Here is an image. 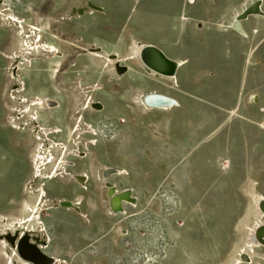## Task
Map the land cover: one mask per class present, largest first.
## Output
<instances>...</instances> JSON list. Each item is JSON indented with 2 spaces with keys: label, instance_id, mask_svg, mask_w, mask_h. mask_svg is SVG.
<instances>
[{
  "label": "rangeland",
  "instance_id": "obj_1",
  "mask_svg": "<svg viewBox=\"0 0 264 264\" xmlns=\"http://www.w3.org/2000/svg\"><path fill=\"white\" fill-rule=\"evenodd\" d=\"M88 1L102 11L57 24L54 20L70 10L74 15L75 7L82 9L80 0H8L0 13V42L8 38L14 52L0 51V57L10 60L21 49L11 15L25 30L38 32L44 49L42 61L23 56L14 61L20 82L12 60L5 68L9 81L0 63V87L11 83L0 90V241L6 229L19 228L37 201L24 191L30 190L32 166L43 148L33 137L35 128L51 145L58 143L53 154L61 158L53 172L59 163L64 169L40 183L48 207L57 206L40 215L51 244L39 253L53 264H235L242 255L251 259L240 264H264V79L254 81L230 113L187 108L188 77L178 71L174 86L138 68L135 42L157 46L144 41L136 28L124 33L127 12L122 6L112 12L108 0ZM32 2L34 11L27 7ZM60 34L76 38L74 47L60 42ZM51 47L56 49L55 54L50 50L52 57ZM75 52L82 54L72 59ZM146 59L147 68L160 72L154 59ZM261 63L255 59L245 71L254 73ZM36 72L42 73L41 81L31 76ZM196 78L205 85L225 81ZM250 78L244 76L247 85ZM19 83L21 95L32 103V111L24 114L15 113L23 104L9 99ZM50 83L65 90L40 89ZM149 96L155 104L158 99L175 104L168 101L166 110L146 111L137 101ZM175 108L179 113L172 112ZM37 224L28 222L31 228ZM37 239L48 242L45 236Z\"/></svg>",
  "mask_w": 264,
  "mask_h": 264
},
{
  "label": "crops",
  "instance_id": "obj_2",
  "mask_svg": "<svg viewBox=\"0 0 264 264\" xmlns=\"http://www.w3.org/2000/svg\"><path fill=\"white\" fill-rule=\"evenodd\" d=\"M107 4L108 11H118V5L127 12L124 33L127 27L136 28L144 41L161 48L172 60L183 61L179 75L188 77L187 108L230 113L240 105L242 93L264 79V0H108ZM255 4L261 13L253 12L258 9ZM247 10L252 12L239 19ZM234 20L240 21L242 30L232 27ZM255 59L261 66L247 73ZM200 76L225 81L197 84ZM244 76L251 77L250 89ZM177 108L172 112L179 113Z\"/></svg>",
  "mask_w": 264,
  "mask_h": 264
},
{
  "label": "bare ground",
  "instance_id": "obj_3",
  "mask_svg": "<svg viewBox=\"0 0 264 264\" xmlns=\"http://www.w3.org/2000/svg\"><path fill=\"white\" fill-rule=\"evenodd\" d=\"M7 1L8 0H0V13L2 11H4V7L6 6V2ZM80 3H81L80 8H82V9L79 10L78 7H75L74 11L76 12V14H74V15L71 14L73 11L70 10L69 11L70 14H68L67 17H60L59 19L57 18L56 22L54 20V23L57 24L59 22V20H70V19H73V18H77L78 16L81 17V16H84L85 13L93 14V12H91V10L94 11L92 6H95V5H92V3L89 2L88 0H80ZM255 6L258 8L257 4H255ZM51 8H52V6H51ZM77 8H78V10H77ZM101 11L102 10H96V12H101ZM77 12L80 13V15H77ZM242 15H243V13L239 14V17H242ZM11 18H13L15 20L14 21V22H16L15 26L17 27V30L20 32L19 33L20 34V39L19 38H17V39H18V41L21 40V47H20L21 49L19 50V53H15V54L11 55L9 57V59L13 61L12 67L14 69H12V73L15 76V78H18L17 81L20 82V79H19L20 77H18V74H17V72H15V67H14V65L17 62L16 60H21L20 58L23 56V57H27L28 59H31V60H38L39 59V60L42 61L44 59L39 55V52L43 51L44 49H43V45H42V41H41L42 38L39 37L38 32H35L33 30H29V29L25 30V26L23 25V23L21 21L17 20L16 16L11 15ZM0 19H1V17H0ZM241 19L244 20L243 18H241ZM240 24H241L240 21L234 20L231 25H232L233 28H237V29L242 30L243 28L241 29ZM6 26L9 27L8 25H6ZM0 27H3V25H1V23H0ZM59 36H60V38L58 40L60 42L68 44V45L71 44L74 47L73 43L76 42V40H75L76 38L74 39V37H67V36H65L63 34H60ZM135 46L139 49L136 52V53H138V55H137L138 57H134L133 59H136V61L138 63V66H139L138 68H141L142 70L148 72L147 73L148 75H152L153 77L158 78L160 80L171 81L173 84L176 83V81H177V73H178L179 69L182 67L183 61L180 62V61L172 60L170 57H168L166 55V53L162 49H160L158 47H155L153 45H144L143 46L142 44L138 45L137 42H135ZM75 48H77V47L75 46ZM51 49L54 51V54H55L56 49H54L53 47L48 49L49 54L50 55L52 54L51 51H50ZM2 53L0 52L1 55H2ZM54 54H52L51 57L54 56ZM81 54L79 52H75L71 56V58L74 59L75 57L80 56ZM90 54L94 55L93 53H90ZM57 55L59 56V58L64 56L63 53H61V52H57ZM147 56L152 58V59H154L156 61V63H157V64H155L156 65V69L158 71L162 72V73L155 72L152 69H149V68H147L144 65L145 61H147V59H146ZM111 57H112V59L115 58L114 55L111 56ZM130 57L129 58H125V59L126 60H132V58H130ZM123 59H124V57H123ZM118 60H120V57H118ZM14 61H16V62H14ZM29 63H30V61H29ZM114 72H111L110 74L112 75V74H114ZM117 73L119 75L120 69H119V72H117ZM120 74H122V73H120ZM21 90H23L22 89V85H21V83H19L18 87L13 88L12 91L10 90L12 92V94H11V96H9L10 97L9 99H11L12 101H16L18 104H23V106L21 108L15 110V113L18 112L20 114H24V113H28L29 111H32V110H29L32 103L27 98H25L24 96L21 95ZM154 96H156V95H154ZM159 96H161V95H158V97ZM149 99H150V96L147 99H144V100L143 99H141V100L139 99L137 102L139 104H141L142 107L144 108V110H146V111H150V110H154V109H156V110H166V109H168L170 107L169 104L171 102L169 100H168L169 101V104H168L167 100H166L167 101L166 102L163 99L161 101L160 99L157 98L158 99L157 100L158 103L155 104V103H152V101L149 100ZM155 100L156 99H154L153 102ZM253 100H254V103H257V96H254ZM163 101L166 102L167 104L163 105L164 104ZM159 102L160 103L162 102V105H158ZM172 103H171V105H172ZM42 104H44V102L41 100V105ZM173 104H175V103H173ZM45 108L49 109V104L45 105ZM101 109H103V108H101ZM97 110L100 111V109H97ZM29 116H30V119H28V120L31 121L33 116H34V113L33 112L29 113ZM13 117H11L10 120ZM35 119H37V118H35ZM16 121H17V119L14 118V121L12 123H15ZM23 122H25V121H23ZM83 123H85V122H83ZM28 124H30V123H27L26 126H29ZM12 128L14 130H18L19 131L23 127H18L16 125H12ZM32 131H33V133H32L33 137L35 139L40 140L41 143H43V148H42L41 151H38L39 152L38 154L36 153L37 154V156H36L37 161L34 164V166H32V173L33 174H32V178L29 181V187H30L29 189L30 190L25 189V188H23V189H25L24 191L27 194L30 193L31 195H36L37 196V198H36L37 201L35 200V204L30 207V210H29V213H28L27 217H24L23 219L20 220V221L23 220L24 222L19 226V228L17 230H15L16 227H10L9 229H6V231H4V232H8V233H7L6 237L3 238V242L0 241V243H1V245H0V262H4L5 264H27L26 261H25L27 259L28 260L29 259L33 260V262L37 261V263H39V264H53L52 262L54 261V260H52V258H51V261L47 260L46 258H44V255H41L39 253V250L43 251L45 249H48L50 247V244H51V239L49 238V235H47V229L44 226V224L42 222H40L41 221L40 215H41V213H42V211L44 209H56L57 208V206L48 207V205L46 204V197H44L45 189H44V187L43 188L40 187L41 186L40 183L43 180L57 178L59 176L58 172L63 171L64 169H62L63 165L61 163H59L57 165L59 169L56 170L55 172H53V170L56 167V164H57L58 160L61 158L60 157L61 154L59 155L58 158H55L54 154H53V148L55 146H58V143L53 142V145H51L50 142L46 141L43 138V133L41 131L36 130L35 128H32ZM83 132L84 131H82V133ZM49 165L51 167L50 172L43 173L42 171L44 169H46V167L49 166ZM114 173H116V172H114ZM121 173H123V172H121ZM76 179H78L77 176H76ZM80 180H82V179H80ZM84 180H86V179H84ZM37 183H38V186H37L38 189L40 188V190H38V191L36 190V188L34 189V187H33V185L37 184ZM81 184L83 185V183H81ZM112 192L114 193L115 191H112ZM113 193H111V194H113ZM124 196H126V195H124ZM121 199L124 200L123 198H121ZM126 199L127 198H125V200ZM117 200H115L116 201L115 203H118ZM128 200H129V198H128ZM262 203H264V199H262ZM118 204H115V207H117ZM58 207H59V205H58ZM31 221L32 222H35V221L38 222L39 225L37 224V226H36L37 228H35V226H33L32 228L29 227L28 222H31ZM258 230L259 229H257L256 232ZM8 234L10 235V237H9ZM38 236H40L41 238H42V236H45V240H48L49 243L47 241L46 242L45 241L44 242L40 241V243H39L38 242L39 239H37ZM0 237H1V235H0ZM12 240H13V242H12ZM250 241L251 242L249 243L250 244L249 245V249L254 251V248H255L254 247V241H255V239L253 240V238H251ZM15 244H16V250L14 251ZM44 244H46V245H44ZM30 248H31V250H29ZM18 251H19V254H17ZM242 256H243V258H240L237 261V263H235V264L246 263L247 260H248L247 258H249V260L251 259L250 256H245V255H242ZM56 261H58V260H56ZM30 264H32V263H30ZM54 264H59V263L55 262Z\"/></svg>",
  "mask_w": 264,
  "mask_h": 264
},
{
  "label": "flooded vegetation",
  "instance_id": "obj_4",
  "mask_svg": "<svg viewBox=\"0 0 264 264\" xmlns=\"http://www.w3.org/2000/svg\"><path fill=\"white\" fill-rule=\"evenodd\" d=\"M33 3V2H32ZM25 7H26V4H25ZM27 7H29L28 9H31V11H34V3L33 4H31V5H29V6H27ZM79 8V7H78ZM10 8H8V10H9ZM0 51H2V52H4V53H6L7 55H9V54H12V53H14L13 51H12V48H10V42H9V40H8V38H5V39H3V41L2 42H0ZM3 63V70H4V73H3V75L5 76V78L8 80V78H7V76H6V71H5V68L7 67V64L10 62V60H7V59H3L2 57H0V63ZM28 66H31V65H28ZM20 70H21V68H20ZM36 71H39V70H36ZM43 71H46L45 69L44 70H41L40 72H42L43 73ZM42 73H38V72H36V73H32V77L35 79V80H37V81H41L42 80ZM21 74V76H22V73H20ZM22 78H24L23 76H22ZM9 81V80H8ZM10 82L8 83V84H4V87H5V89H7V88H9V86H10ZM26 84V83H25ZM3 86V85H2ZM0 87V90H3L4 89V87ZM66 86V85H65ZM76 87V86H75ZM79 87H81V86H79ZM27 89V88H26ZM40 89H42V90H48V91H54V90H65V88H62V87H60V88H56V85L55 84H46V85H43L42 84V86H40ZM26 91V90H25ZM51 118V117H50ZM16 143H17V138H14L13 139ZM53 173V172H52Z\"/></svg>",
  "mask_w": 264,
  "mask_h": 264
},
{
  "label": "water",
  "instance_id": "obj_5",
  "mask_svg": "<svg viewBox=\"0 0 264 264\" xmlns=\"http://www.w3.org/2000/svg\"><path fill=\"white\" fill-rule=\"evenodd\" d=\"M92 7H93L94 10H102V9H101L100 7H98V6H92ZM254 8H255V5H254ZM250 12H252V11L247 10L246 12L243 13L242 17H239V19H241V18L244 19V18L246 17V15H247L248 13H250ZM253 12H254V13H261L259 7H258V9L254 10Z\"/></svg>",
  "mask_w": 264,
  "mask_h": 264
}]
</instances>
